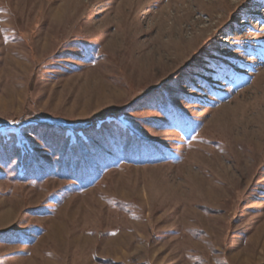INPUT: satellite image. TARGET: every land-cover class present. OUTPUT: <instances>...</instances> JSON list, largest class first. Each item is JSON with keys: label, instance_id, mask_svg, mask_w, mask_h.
Returning <instances> with one entry per match:
<instances>
[{"label": "rangeland", "instance_id": "obj_1", "mask_svg": "<svg viewBox=\"0 0 264 264\" xmlns=\"http://www.w3.org/2000/svg\"><path fill=\"white\" fill-rule=\"evenodd\" d=\"M0 264H264V0H0Z\"/></svg>", "mask_w": 264, "mask_h": 264}]
</instances>
